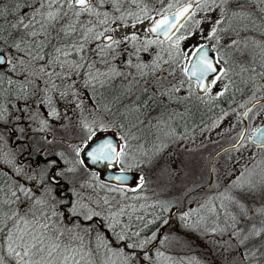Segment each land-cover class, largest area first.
<instances>
[{"label": "snow or ice", "instance_id": "6c2138e0", "mask_svg": "<svg viewBox=\"0 0 264 264\" xmlns=\"http://www.w3.org/2000/svg\"><path fill=\"white\" fill-rule=\"evenodd\" d=\"M155 5L149 0H0V127L14 122L19 148L0 131V264L170 260L159 249L149 255L159 229L147 234L158 221L168 223L170 202L149 203L143 173L130 174L151 164L176 137L171 121L183 114L161 115L149 124L147 110L193 98L217 106L235 88L225 50L239 52L250 44L258 50L261 71L241 67L254 73L251 96L238 105L242 112L232 109L244 127L224 151L249 145L258 151L223 192L200 205L211 227L198 210L189 209L180 219L186 227L204 224L212 234L227 233L238 254L232 264H264V200L257 207L239 198L264 194V124L252 127L249 121L264 112V96H257L264 84L255 82L264 79V40L247 35L264 36V0H155ZM146 22L142 36L136 31L115 35ZM197 34L202 42L185 46ZM78 81L96 94L90 106ZM73 107L80 113L75 125L68 114ZM229 115L221 109L206 128L219 127ZM62 119L60 129L76 130L75 141L57 140L53 121ZM146 124L156 129L150 148L138 135ZM57 143L67 144V151L57 150ZM99 164L113 170L107 180L95 170Z\"/></svg>", "mask_w": 264, "mask_h": 264}, {"label": "rangeland", "instance_id": "374dc122", "mask_svg": "<svg viewBox=\"0 0 264 264\" xmlns=\"http://www.w3.org/2000/svg\"><path fill=\"white\" fill-rule=\"evenodd\" d=\"M149 5L151 6L150 3H149ZM147 26H148V24L146 22L143 25H137L136 29H132L131 27H127V28L122 27L115 33V35L117 36V38H121L124 35L130 34L132 31H136L139 35L142 36V35H144V29ZM208 27H209V25L207 23L203 25L205 34L207 33ZM247 35L250 37L254 36L255 39L258 41L264 40V36H261L259 32H249V33H247ZM244 36H245V33L242 32L241 37H244ZM224 40L228 41L229 37H224ZM200 42H201L200 36H199V34H197V36L193 37L189 41H186L185 46H187L188 44H195V43H200ZM121 47H125V45H121ZM127 47L130 50L132 45L128 44ZM256 52H257V50H256ZM256 52L253 51L251 44L249 45V48L247 50L241 48V50L238 52L236 57H233V55H231L232 51H230V54H228V57L230 58V65L233 69V73H235V74L238 73V75H242L243 73H245V72H241V67L245 66L242 64L246 63L249 55L250 56L252 54L255 55ZM141 55H142L143 59H145V60L148 59L147 55H145L143 53ZM153 55H154V53H153ZM119 59L122 60L123 56H120ZM250 73H252V72H250ZM260 79H261L260 80L261 84H264V79H262V78H260ZM78 86H80L79 82H78ZM80 88H81V96L84 99L85 106H90L89 102L85 98V93L87 90H84L82 86H80ZM215 90L216 89H214V91ZM263 94H264V92H258L257 96L263 95ZM198 104L204 106V104L200 103L199 101H198ZM57 106L63 112V110L65 108V103H60ZM234 109H237V112H240V110H241V108H238V107H236ZM41 111H43V109H41ZM228 111L230 112V115L228 117H226L221 122L219 127L207 129L206 128L207 124L203 127H200L198 134L195 135V139H193V141L191 142L190 145H188V146H185V145L182 146V144L180 145L179 135H176V137H174L171 141H169L168 146L161 153H159V155H157L156 157L153 158L152 163L149 165H146L147 167L150 166L149 170L147 168V171L149 172L148 174H150L151 185H152V180H155L157 177H158L157 186L161 189H166L167 187H173L175 185H178L177 181L179 178H181L178 175L183 174L182 177L187 175L186 174V168L190 165L189 157L191 155L193 156L192 163L195 165L196 171H198L196 174H198V176H199L198 177L199 182L205 181L207 179L208 162H209V159H210L212 153L215 150V147H217V145L221 146V144L223 145V144L227 143L228 140H230V139H228V136H227L228 133L225 130L228 129V127L231 128V126L233 124H235L236 125V127H235L236 132L233 135V137H234L235 134L237 133V131L239 130L240 126H241V124L237 123V121H236L237 120L236 119V113H233L232 109L228 110ZM68 114L72 118L73 125H75V121L79 118V115H80L79 111L73 107L69 111ZM211 114H210V116H212ZM215 117L216 116H213L212 119H214ZM249 121H251L252 127H254L255 125H257L261 122H264V112H261V115L257 116L254 121H252V118L249 117ZM55 123H56L57 127L60 128V124L65 123V121L62 119L59 122L55 121ZM211 123H212V120L209 121L208 125H211ZM202 129H204V131H201ZM111 131H113V130H110L109 132H111ZM154 133H156L155 128H154ZM154 143H156L155 135H154V141L152 143L149 141L148 145L146 146L144 144V146H145V148H147V147L150 148L151 145ZM181 148H184V150H181ZM56 149L59 150V147L56 146ZM256 151H258V150L254 146L249 145L248 148L242 149L239 152H235V151L223 152L221 155H219L216 158V166L217 167H215L216 171H215V176H214V182L211 184V187L209 188V190L207 192L199 193V195L203 196V198L198 199V204H197V209L199 210L200 215L204 216L206 219H207V217L209 218V214L207 213L206 210H200V205L207 203L210 197L218 196L219 193L223 192L225 190V188H227L229 186L230 181L233 178V175L238 173L240 168L249 162V157H251L252 153L256 152ZM177 156L182 157L181 160L183 161V168L180 169V171L178 170L177 165H172V166L169 165L172 163V161H174V163H175ZM169 159H170V162H169ZM163 160H166V161L164 162ZM155 161H158V162L160 161V162L155 164ZM143 167L139 170H136V169L133 170L135 173V176H136L137 172H142L143 175L145 174L146 170H143ZM176 170L178 171V173L176 172ZM184 173H185V175H184ZM226 173H227V175H226ZM156 191H158V190H156ZM239 198L244 200V202H246L250 206H257L258 207L260 205L261 200H264V194L257 192V193L251 194V195L241 196ZM213 202L216 203L217 205L220 203L219 200H215ZM225 203H227V202L225 201ZM232 209L235 212L237 211L235 208L230 207L231 211H232ZM221 220H223V216H221ZM209 222L211 224L210 219H209ZM199 228H201V225L199 226ZM199 235H201V232L199 233ZM219 235L222 238L221 240L223 241V246L226 247L227 250L229 249V243L230 242L235 244V240H229L227 233H223V234H221V233H217V234L210 233L209 237H212L214 242L217 243L218 239H214V238H215V236L218 237ZM203 236H205V235H203ZM225 241H228V244H225Z\"/></svg>", "mask_w": 264, "mask_h": 264}, {"label": "flooded vegetation", "instance_id": "af4514ba", "mask_svg": "<svg viewBox=\"0 0 264 264\" xmlns=\"http://www.w3.org/2000/svg\"><path fill=\"white\" fill-rule=\"evenodd\" d=\"M225 51H227L228 54H230V51H228V50H225ZM237 54H238L237 51H232L231 55H233V57H236ZM185 107H187V109H188V111L186 113L184 112ZM161 109H159L157 111L155 108H152L150 106V108L147 110L150 113L149 124H155V121L160 119L161 115H163L166 118L169 113H172V114H175L177 112L182 113L183 114L182 118H181V116H176V118L173 121H171V127L175 129L176 135H179V137H185V138H180L179 143H180V145L182 144V146L183 145H185V146L190 145L191 142L193 141V139H195V135L198 134L200 127H203L206 124L208 125L209 121L213 120L212 119L213 113L211 112L210 106L209 105H204V106L200 105V104H198V101L195 100L194 98L192 100L186 102L185 105L177 106L175 104H169L167 107H162ZM210 114L212 116H210ZM13 124H14V122L7 124L13 128L12 131H10L7 127L6 128L0 127V131L5 132V135H6V138L8 139L9 145L12 146L13 148H16V150L19 152V148H17V142L15 139L16 129L13 127ZM149 124H146L144 126V128L147 127L146 129L148 131L146 132V129H145V131L142 132V135L144 137H146V138H143L142 142L146 146L148 145V143L150 141L149 137H151V131L152 130H153V134H154V127H150ZM23 126L25 128H27L28 124L25 122V123H23ZM53 126H54V129H56L54 134L56 135L58 141H60L61 138L65 137V136L67 137L68 141H75L76 140V137H73L72 134H70V132H67V133L61 132L60 128L57 127L55 121H53ZM33 127H35V125H33ZM113 131H115V130L113 129ZM236 134H235V136H236ZM27 143L31 144L32 141L29 140V141H27ZM37 143H38V141H37ZM56 146L59 147V150L67 151V144H65V143L64 144L57 143ZM181 150H184V148H181ZM192 158H193V156L191 155L189 157L190 165L186 168V174L187 175L183 176V177H182L183 174L178 175L179 177H181L177 181L178 185H175L173 187H167L166 189H161V188L156 187V186H151L150 174H148L149 172L147 171V168L149 170L150 166H148V167L144 166L143 167V170H146L144 177H145V180L147 181V185H148L144 194L149 197L148 202L152 203V202L157 201V200L168 201V202H170V206L172 209L170 212L165 214L168 218V223L166 225L162 224L158 221L155 225H153L151 227V230L147 233L150 235L151 231H156L157 229H159L155 243L150 247H149L150 244L148 245V249L152 250L149 252V254H151L153 251H155V249L158 247V245L160 243V240H162L164 237H167V240H165L164 243H166V241L171 240L172 238H175L178 242L182 243L184 241H189V240L191 241L195 237V235L199 234L200 232H201V234L205 235L206 237H209V235H210V232L205 230L204 224H201V228H199V227H196V228L186 227L184 221H182L180 219V216L185 211H188L189 209L198 210L197 209L198 199L203 198V196L199 195V193L207 192L209 190V188L211 187V184L214 182V176H215L214 173L215 172L213 173V178H212L211 184L206 188L202 187L208 181V178H209L208 167H207V179L205 181L199 182V180H198L199 176H198V174H196L198 171H196L195 165L192 163V161H193ZM216 158L214 160V165H213L214 169H215V167H217L216 166ZM181 159H182V157L177 156V159L175 160L176 164L174 163V161H172V163L169 165L170 166L177 165L178 170L180 171V169L183 168V161ZM163 161L165 162L166 160H163ZM169 162H170V159H169ZM208 165H209V162H208ZM95 170L100 173V171L98 169L95 168ZM132 172L134 173V171H132ZM176 172L178 173L177 170H176ZM100 175H101V173H100ZM184 175H185V173H184ZM134 176H135V173H134ZM101 178L104 179L102 176H101ZM156 190H158V191H156ZM149 211L151 212L152 209H149ZM232 211L235 212L233 209H232ZM195 219H196V217L194 216L193 221H195ZM207 220H208L207 227H210L211 224L209 222L208 217H207ZM231 245H234V243H231V242L229 243L228 253L232 257L233 256L237 257L238 254L235 250H233L231 248Z\"/></svg>", "mask_w": 264, "mask_h": 264}, {"label": "trees", "instance_id": "16d2710c", "mask_svg": "<svg viewBox=\"0 0 264 264\" xmlns=\"http://www.w3.org/2000/svg\"><path fill=\"white\" fill-rule=\"evenodd\" d=\"M149 3L151 4V6H156L155 0H149ZM252 56H255V60L252 59ZM259 61H260V57L255 53V55L254 54H252L251 56L249 55L246 63L242 65H245L244 66L245 68H249V67L255 68L256 71L259 72L261 71L259 67ZM252 75H254V73L245 72L242 75H238V73L237 74L233 73V80L235 81V88L233 89V91L228 93L225 97H222L219 101H217L216 102L217 106L209 105L211 112L213 113V116H218L220 114L221 109L227 111L234 109L238 107L239 104L245 103L250 98L251 82L249 81V77ZM260 80L261 79L258 77L255 82L257 84H261ZM244 81H249V83L245 84ZM237 88L240 90L236 91ZM86 93H85V98L87 99L90 105L93 104L96 101V94L91 93V89H88ZM90 93L92 95V99H89ZM146 128L143 127L141 132L138 133V135H141L143 138H146L142 135V132H144ZM228 129L231 130L227 131L228 139H230L227 142L231 141L234 138L233 135L236 132V128L228 127ZM60 131L64 132L62 129H60ZM147 131L148 130L146 129V132ZM68 132H70V134H72L73 137L77 138L78 133L76 130H70ZM149 138H150V142L152 143L154 141L153 130L151 131V137ZM60 144H64V143H60ZM219 146L220 145H217V147ZM217 147H215V149ZM159 162L155 161V164ZM157 179L158 177L155 180H152L151 186L158 187ZM214 239H218V242L215 243L212 237L206 238L202 234L201 235L197 234L191 241L189 240L180 243L175 238H172L171 240L166 241V243L163 244L159 243L158 247L155 250L159 249V251L163 252L166 257L171 258L170 260L161 259L159 261V264H197V262H199V264H232L233 258L235 257L229 255L228 250H226L227 248L223 246V241L221 240L222 238L220 237V235L218 237L215 236ZM154 253L155 251H153L149 255H154ZM138 264H147V261H145L141 257Z\"/></svg>", "mask_w": 264, "mask_h": 264}, {"label": "water", "instance_id": "95a60500", "mask_svg": "<svg viewBox=\"0 0 264 264\" xmlns=\"http://www.w3.org/2000/svg\"><path fill=\"white\" fill-rule=\"evenodd\" d=\"M260 96H264V94H263V95H259L258 97H260ZM242 111H243V109L241 108L240 112H242ZM259 124H264V122H261V123H259ZM255 126H256V125H255ZM255 126H254V127H255ZM243 127H244V125L241 124V126H240V128H239L238 131H240L241 128H243ZM7 128H8L10 131L13 130V128H12L10 125H7ZM110 134H111V133L108 132V133H104V134H102V136H103V135H110ZM236 135H237V134H236ZM235 137H236V136H235ZM234 142H235V141H234V139H233V140H231L230 142H227V143L221 145L220 147H218L217 149L214 150V152L212 153V155H211V157H210L209 165H208L209 178H208V181L202 186L203 188L208 187V186L211 184V182H212L214 160H215V158L218 156V153L220 154V153L224 152V149H229L230 146H231ZM94 168L98 169V170L100 171V173H101V176H102L104 179H106V180H107V179L113 174V170L110 169V168H106L105 165H103V164L95 165ZM131 177H134V173H133V172L130 174V178H131ZM64 187L66 188L67 185H64ZM154 243H155V241H153V243L150 244L149 247L152 246Z\"/></svg>", "mask_w": 264, "mask_h": 264}]
</instances>
